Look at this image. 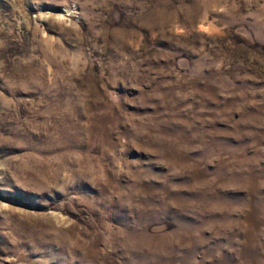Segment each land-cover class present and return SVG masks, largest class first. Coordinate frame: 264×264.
Wrapping results in <instances>:
<instances>
[{
	"label": "rangeland",
	"instance_id": "rangeland-1",
	"mask_svg": "<svg viewBox=\"0 0 264 264\" xmlns=\"http://www.w3.org/2000/svg\"><path fill=\"white\" fill-rule=\"evenodd\" d=\"M0 264H264V0H0Z\"/></svg>",
	"mask_w": 264,
	"mask_h": 264
}]
</instances>
